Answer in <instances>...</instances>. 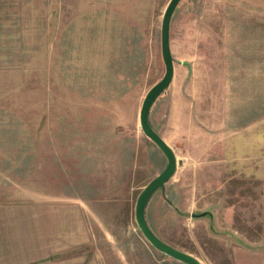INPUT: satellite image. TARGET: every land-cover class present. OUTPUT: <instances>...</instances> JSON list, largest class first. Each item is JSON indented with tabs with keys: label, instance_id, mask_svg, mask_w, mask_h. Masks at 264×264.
<instances>
[{
	"label": "rangeland",
	"instance_id": "obj_1",
	"mask_svg": "<svg viewBox=\"0 0 264 264\" xmlns=\"http://www.w3.org/2000/svg\"><path fill=\"white\" fill-rule=\"evenodd\" d=\"M170 1L0 0V206L27 226L45 212L39 259L184 264L136 220L168 164L140 112L166 72ZM171 50L149 120L178 166L147 222L201 264H264V0H182Z\"/></svg>",
	"mask_w": 264,
	"mask_h": 264
},
{
	"label": "water",
	"instance_id": "obj_2",
	"mask_svg": "<svg viewBox=\"0 0 264 264\" xmlns=\"http://www.w3.org/2000/svg\"><path fill=\"white\" fill-rule=\"evenodd\" d=\"M181 1L171 0L164 13L161 26V49L166 72L162 80L146 95L140 112V125L144 135L163 152L168 164L166 169L140 194L136 205V220L139 229L156 250L184 264H201L192 255L182 252L160 239L150 228L146 219V208L150 198L157 190L163 189L174 177L178 166L175 152L159 133L153 129L149 117L154 103L170 87L175 77V61L171 50V23Z\"/></svg>",
	"mask_w": 264,
	"mask_h": 264
},
{
	"label": "crops",
	"instance_id": "obj_3",
	"mask_svg": "<svg viewBox=\"0 0 264 264\" xmlns=\"http://www.w3.org/2000/svg\"><path fill=\"white\" fill-rule=\"evenodd\" d=\"M21 211L15 206H0V264L57 263L49 260L51 255L39 259L38 252H44L48 245H39L38 238L33 237L34 227H38L33 222L39 223L38 216H46L45 212L37 216L31 213V223L27 226L22 222Z\"/></svg>",
	"mask_w": 264,
	"mask_h": 264
}]
</instances>
